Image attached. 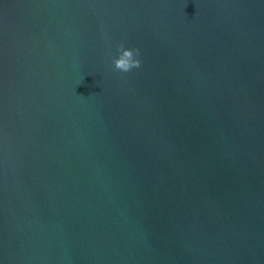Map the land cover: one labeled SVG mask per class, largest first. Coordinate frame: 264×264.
<instances>
[{"label":"water","instance_id":"95a60500","mask_svg":"<svg viewBox=\"0 0 264 264\" xmlns=\"http://www.w3.org/2000/svg\"><path fill=\"white\" fill-rule=\"evenodd\" d=\"M0 264H264V0H0Z\"/></svg>","mask_w":264,"mask_h":264},{"label":"clouds","instance_id":"9594fccd","mask_svg":"<svg viewBox=\"0 0 264 264\" xmlns=\"http://www.w3.org/2000/svg\"><path fill=\"white\" fill-rule=\"evenodd\" d=\"M119 56L113 60L115 70L127 73L133 68L140 67V60L136 59L140 55L138 49H126L123 44L118 46Z\"/></svg>","mask_w":264,"mask_h":264}]
</instances>
